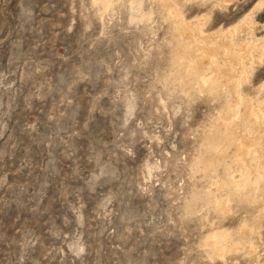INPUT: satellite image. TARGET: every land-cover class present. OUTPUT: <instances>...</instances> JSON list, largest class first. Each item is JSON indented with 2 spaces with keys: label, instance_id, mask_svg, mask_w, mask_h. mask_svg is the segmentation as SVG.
<instances>
[{
  "label": "rangeland",
  "instance_id": "obj_1",
  "mask_svg": "<svg viewBox=\"0 0 264 264\" xmlns=\"http://www.w3.org/2000/svg\"><path fill=\"white\" fill-rule=\"evenodd\" d=\"M247 103L264 0H0V264H264Z\"/></svg>",
  "mask_w": 264,
  "mask_h": 264
},
{
  "label": "bare ground",
  "instance_id": "obj_2",
  "mask_svg": "<svg viewBox=\"0 0 264 264\" xmlns=\"http://www.w3.org/2000/svg\"><path fill=\"white\" fill-rule=\"evenodd\" d=\"M230 1V0H229ZM165 2H167V0H165ZM226 2V1H225ZM106 3H107V1H106ZM229 3V2H228ZM108 6V5H107ZM106 9V8H105ZM175 10V9H174ZM182 20V19H181ZM181 25V24H180ZM189 25L190 24H184L183 26H182V33H186V34H188V32H189ZM194 26V25H193ZM200 26V25H199ZM192 27V26H191ZM236 30V29H235ZM196 31V30H195ZM197 32H199L200 34L202 33V30H201V27H198L197 28ZM196 33V32H195ZM186 36V35H185ZM192 37V36H191ZM198 36H193L192 37V40L195 42V44H196V51L199 53V54H201L202 56H203V58H207L208 60V62L213 66V69H214V71H213V69L211 70V71H213V72H211V73H213V77H216V74H217V71H218V63H217V54H216V52H215V50H214V53H212L213 51H212V49H210V46L208 47L205 43H207L206 42V40H208V39H206L205 41L204 40H199L198 38H197ZM203 37V36H202ZM199 38H201L200 36H199ZM205 39V38H204ZM212 39H214V38H212ZM178 40V39H177ZM262 41H263V38L261 39ZM260 40V41H261ZM226 41V40H225ZM259 41V42H260ZM220 43V42H219ZM228 43V42H227ZM251 42H249V43H247V44H250ZM179 44V43H178ZM210 45V44H209ZM242 45V44H241ZM237 46L238 45H235V43H233V44H230V42H229V45L228 44H221L220 46H216V47H213V48H219V49H221V53L223 54V56H224V58H223V60L225 61V66H224V68H222L221 69V73H223L224 72V70H226L227 72H234L235 70V66L237 65V64H239L238 66H241L242 67V70H241V72L243 73L244 72V69H243V67H245V61H246V56L245 55H243V53L241 54L240 52H239V48H237ZM249 46V45H248ZM252 46H253V50L255 51H261V53H262V46L260 45V44H258V43H254L253 42V44H252ZM240 47V46H239ZM244 47V46H243ZM246 47H247V45H246ZM245 47V48H246ZM219 49H217V50H219ZM246 49H248V48H246ZM245 49V50H246ZM250 49V48H249ZM248 49V50H249ZM196 51H194V52H196ZM210 51H212V52H210ZM247 51V50H246ZM245 51V52H246ZM252 51V50H251ZM198 53H196V54H198ZM221 53H219V54H221ZM252 53H253V51H252ZM254 53H256V52H254ZM195 54V55H196ZM245 54V53H244ZM255 55V54H254ZM261 55V54H260ZM248 56V55H247ZM250 56H251V54H250ZM249 56V57H250ZM256 56V55H255ZM249 57H248V60H249ZM219 58V57H218ZM221 58H222V56H221ZM198 62V61H197ZM200 62V61H199ZM198 64V63H197ZM234 64H236L235 66H233ZM198 66V65H197ZM200 66V65H199ZM237 67V66H236ZM240 67V68H241ZM188 68H192V67H188ZM236 70H238V68L236 69ZM239 70V71H240ZM225 71V73H227ZM236 72V71H235ZM225 73L223 74V75H225ZM239 73V72H238ZM234 74V73H233ZM232 75V74H231ZM231 75H230V77H231ZM236 74H234V76H235ZM227 76V75H226ZM243 76V75H242ZM205 77V76H204ZM231 78H233V76L231 77ZM228 79V78H227ZM230 79V78H229ZM239 79V78H238ZM203 80V79H202ZM208 80V79H207ZM221 80V79H220ZM223 81V80H222ZM207 82V81H206ZM207 84V83H206ZM239 93V92H238ZM239 95V94H238ZM237 96V95H236ZM241 102H242V97L239 95L238 97H237V99H236V101H235V105H233V106H236L237 107V105H239V104H241ZM254 105V104H253ZM244 107V106H243ZM245 109H246V114L245 115H248L249 117H251L252 119L251 120H254V122H255V124L256 125H259V127L260 126H264V110L263 109H261V108H259L258 110L256 109V108H254L253 106H252V103H247L246 105H245ZM235 108V107H234ZM242 114V113H241ZM247 117V116H246ZM228 121V120H227ZM230 121H232V119L230 120ZM225 122L224 121V123H226V126H229V125H227V124H229V123H231V122ZM234 121V120H233ZM260 129H262L261 127H260ZM259 132H255V134H254V136L252 137V138H249L248 136H246V135H241L240 136V139H238V141H237V143H236V146H235V151H236V153H237V156L236 157H238V159L239 160H241L243 163L244 162H246L247 161V159L249 158V156L252 154V153H257L258 152V149H257V144H258V142H259V138H260V136H259V134H258ZM261 141V140H260ZM235 153V154H236ZM255 155V154H254ZM239 160H238V162H239ZM240 161V162H241ZM261 161V160H260ZM213 238V237H212ZM215 238H213L212 239V242L213 243H215V241L216 240H214Z\"/></svg>",
  "mask_w": 264,
  "mask_h": 264
}]
</instances>
